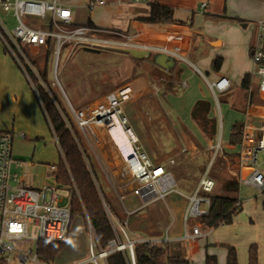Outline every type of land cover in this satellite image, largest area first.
<instances>
[{
    "label": "rangeland",
    "instance_id": "rangeland-1",
    "mask_svg": "<svg viewBox=\"0 0 264 264\" xmlns=\"http://www.w3.org/2000/svg\"><path fill=\"white\" fill-rule=\"evenodd\" d=\"M200 1L197 0L196 3L199 4ZM207 1H209V9H207L209 13H214L215 10H222L223 0ZM207 11L205 10L201 14L205 15ZM197 16L205 18L201 15ZM0 19L5 24L7 31H11L16 25L11 13L0 11ZM216 19V21L222 20L220 18ZM42 23L48 25V16ZM167 24L164 23L162 26L153 27L157 30L171 28ZM191 29L187 61L200 68L202 74L206 76L204 72L206 69L204 68L208 57L205 58L204 56L203 60L197 62L201 51L204 52V50L198 44L199 39L196 37V32L193 28ZM202 44L209 48L210 43H207L205 37L202 38ZM0 48L4 50L1 42ZM27 52L32 70L35 72L36 70L39 71L41 75L45 73L44 76L46 77L48 88L59 103L60 110L63 111L66 118L71 119L70 122L74 123L72 110L75 111L88 105H95L106 93L128 86L130 96L123 106L122 114L128 119V126L138 138L144 152L154 163L162 165L171 172L179 192L191 194L199 177L203 174L209 176V172L212 171L215 174L221 172L226 177L235 178L233 176L236 172L235 158L228 155L231 153L227 150L229 147L226 144L228 140L227 142L224 140L223 131L221 130L220 133L222 149L214 154L213 147L216 143V137L205 138L195 126L196 132L183 118H177L174 110L167 103V96H178L182 92L181 89L185 87V84L182 85L179 82L176 67L170 73L158 71L151 63L152 58L155 57L154 54H152L154 56L149 58L133 59L128 54L118 51L102 49L97 53H91L84 51L83 47H73L72 45H64L62 47L56 64L52 47L47 51L41 49L34 55L29 53V51ZM149 52L156 53L153 51ZM5 54L20 71L6 51ZM42 57L45 58L44 63ZM183 64L187 67L189 66L186 63ZM225 64H227V60H225ZM0 66L1 69H5L4 64H0ZM198 75L201 76L200 73ZM3 77L4 74L1 71L0 88L4 87L6 89L7 85ZM211 77L212 75H207L208 79H211ZM193 80L194 82L191 81L189 85L196 88L197 92L203 97L207 96L210 98V106L215 107V116L217 115L218 117V114H220L221 117L215 119L217 121L222 120L221 127L223 130L225 129L224 131L227 128L230 129L231 125L239 120L240 116L236 118V114L239 113L238 115H240L248 106V98L246 99V97L251 95L253 102L257 98L254 90L247 94L244 91H235L233 89L226 95L216 94V96H213L208 91L206 82L203 79L193 77ZM217 104H219V108L218 106L216 108ZM249 116L253 117L251 113ZM76 132L81 142L84 143L94 157L93 161L96 165L97 176L104 194L124 214V216L121 214V218L119 221L116 220L115 223L118 234L124 243L122 245L126 244V238L128 241L133 242L161 235L172 222V217L174 224L171 232L175 234L179 231L178 229L181 228V214L186 204L184 199L175 193H171L165 197L164 202L158 201L136 211L139 202L135 197L134 187L120 171L119 152L107 129L94 126L87 128V137L94 152L85 140L84 135L78 130ZM110 134L112 137L121 135L118 126L111 129ZM17 135L15 134L16 138ZM18 144L19 142H13L14 147ZM258 159L260 164L261 154ZM99 162L105 168L112 185L101 170ZM261 168L264 171V167L262 166ZM19 171L21 170H15L18 174L20 173ZM49 180L51 182V179ZM226 183L215 181L213 193L233 194L237 183L232 185H227ZM64 195L61 205L67 206L69 195L66 192ZM234 196L237 201L242 202V207L236 210L235 214H233L234 216H231L232 222L230 224L217 227L213 235L207 237L208 241L217 243L214 247L217 255H219L220 251L225 250V246L231 245L229 241H233L236 236L235 233L238 235L237 240L239 243L255 241L261 233L260 228L257 226H260V220L264 221V195L259 196L255 190L239 185V188L234 191ZM230 225L231 228L227 229ZM119 227L123 228L126 238ZM27 235L29 237L36 235V229L32 223L28 228ZM262 241L264 242V238H262ZM90 244H92L96 255L99 248L97 244L95 245L94 237L88 229L86 220L79 215L72 216L67 241L54 255L51 264H77L88 260L91 256L89 252ZM252 244L256 246L254 245L255 243L249 245L251 246ZM14 245L25 250L32 247V242L24 240L23 243L17 242ZM249 245L245 246L244 256ZM97 262L103 264L102 259L97 260ZM11 264H18V261L14 259Z\"/></svg>",
    "mask_w": 264,
    "mask_h": 264
},
{
    "label": "built area",
    "instance_id": "built-area-1",
    "mask_svg": "<svg viewBox=\"0 0 264 264\" xmlns=\"http://www.w3.org/2000/svg\"><path fill=\"white\" fill-rule=\"evenodd\" d=\"M108 0H90L89 7L103 6ZM153 0H129L133 5H149ZM207 4L199 6V12L204 13ZM0 11L11 13L16 21L15 27L7 31L0 19V42L7 54L18 68L27 76L26 68L31 69L27 56L28 48L53 47L55 64L60 50L64 45L90 48L94 50L136 49L153 51L174 58L178 63H186L199 74L193 64L187 61V36L179 32L158 31L146 29L133 34L117 30L96 29L92 27H73L69 8L56 0H0ZM49 17L48 25L42 21ZM254 34L251 44V79L256 80L257 93L264 100V21L253 24ZM165 33L175 36L176 41L158 40L157 35ZM55 78V76H54ZM213 96L223 94L230 88L227 78L221 77L214 82H206ZM129 87H120L106 93L95 105H88L79 110H72L74 124L85 140L93 148L87 137V128L91 126L106 128L107 132L116 125L125 141L124 148H117L120 157V171L134 187V194L139 202L137 210H141L158 201L164 202L167 195L175 193L185 200L186 204L181 215V233L173 236L172 222L164 232L152 238L130 242L122 227H119L126 238V244L110 241L104 250L98 249L94 254L92 244L89 245L90 258L77 264H99L97 260L105 259L112 251L127 249L132 261V245L137 242L147 243L153 247L165 250L172 243L188 246L190 243L207 236L210 228L200 220L207 218L210 211V195L214 192L215 181L207 174L199 177L191 194L178 191L171 172L162 165L154 163L144 152L138 138L128 126V119L122 114L123 106L130 96ZM22 137V136H21ZM13 133L0 132V264H45L37 258L40 242L63 245L67 241L71 220L69 202L62 206L65 191L57 186H42L35 189L20 181L13 167L19 164L12 157ZM220 130L213 147L216 154L221 147ZM235 151V162L238 168V181L241 186L255 190L258 195H264V121L244 122L241 128L240 141ZM229 149V147H228ZM94 152V151H93ZM262 155L259 164V155ZM101 170L106 175L105 168L99 162ZM55 170L54 166L50 167ZM112 185V184H111ZM69 195V194H68ZM241 205L238 200L234 206L237 210ZM233 211V210H232ZM128 213V212H126ZM110 219L116 223L109 214ZM87 226L94 237L89 221ZM36 229V235H27L30 224ZM218 225H221L219 223ZM28 240L32 242L30 249H20L14 243ZM95 240V245L96 239Z\"/></svg>",
    "mask_w": 264,
    "mask_h": 264
},
{
    "label": "crops",
    "instance_id": "crops-1",
    "mask_svg": "<svg viewBox=\"0 0 264 264\" xmlns=\"http://www.w3.org/2000/svg\"><path fill=\"white\" fill-rule=\"evenodd\" d=\"M56 1L69 8L72 19L69 26L70 28L86 26L96 29L117 30L127 34H133L137 31L146 29H155L153 26H147L138 20L148 17L152 4L169 8L172 11L173 23L171 22L167 25L171 28H164L158 31H173L185 34L188 40L186 48L187 56V50H189L188 42L191 36L190 32H192L191 28H193L196 32V37L199 39L198 44L201 45V48L204 50V52L201 51V55L197 58V62L203 60L202 58H204V56L205 58L208 57L209 60V67L207 60L204 68L206 69L204 71L206 76H204L202 70L195 65L193 66L199 70L201 76H199L191 66L187 67L183 63L177 62L175 66H173V68L176 67V71L178 72L179 82L182 85L185 84L184 89H181L182 92L178 96H167L166 101L174 110L176 117L183 118L184 121L196 131L198 128H195L196 125L191 119V108L196 101H205L210 106V98L207 96L203 97L197 92L196 88L190 86L189 83L191 81L194 82L193 77H199L205 82H214L224 77L229 80L230 88L222 95H226L231 89L235 91H244L247 94L254 90L257 98L255 102H253V97L251 95L246 97V99L248 98V106H246L243 113H240V115H238L239 113L236 114V118H239L238 116H240V118L231 125L230 129L227 128L226 131H224L225 129L223 130L221 127L222 120H218L217 133L218 130H220V133L222 130L223 138L227 142L234 124L241 123L243 125L244 122L256 123L264 121V100L260 98L257 93L256 80L250 77V49L254 34L253 24L256 21H264V0H223L222 10H215L214 13H209V11H207V9H209V1L207 0H201L199 4L196 3L197 0H153L149 5H133L129 0H108L105 5L92 8L89 7L90 0ZM202 3L207 4V12L205 15L199 12V6ZM197 15H201L205 18H200ZM216 18L222 20L216 21ZM177 23H182V26ZM174 24H176V26H174ZM203 37L206 38L208 44L210 43L209 48H206V46L202 44ZM157 39L169 42L176 41L174 35L165 33L158 34ZM51 47L50 45L46 48L30 47L28 51L34 55L41 49L47 51L51 49ZM216 58H220L221 60L218 69L214 70L211 64ZM44 60L45 58H43V63ZM225 60H227V64H225ZM151 63L155 69L161 72L170 73V71L173 70V68L166 70L156 65L154 62ZM0 64H4L5 66L4 70L1 69L0 66V74L2 71L4 74L3 80L7 85L6 89H4V87L0 88V132L13 133V142H19L16 147H14L12 143V157L15 162L19 164L17 167L12 168V172L17 174L22 183L35 189L47 185L56 186L55 175L60 153L56 145V140L46 121V116L42 112L36 96L26 81L25 76L14 66L12 60L1 48ZM38 72L39 71L36 70V73ZM38 74L40 76L45 75V73L41 75L40 72ZM207 75H212L211 79H208ZM245 75L249 77L247 89H243L240 86L242 78ZM217 106L218 108L220 107L219 104L216 105V108ZM214 108V106H210L207 117L221 118L220 114H218V117L217 115L215 116ZM250 113L253 117L249 116ZM15 134H18L17 138ZM112 138L115 147H119L122 150L125 144L122 135H116ZM226 144L229 145L228 142ZM42 145L44 146L42 147ZM236 146L237 144L229 145V149H227L228 152L235 155ZM51 166H54L55 170H51ZM235 167L236 172L233 176L236 180L235 183L232 182V184L237 183L238 187L235 185L236 189H234V191H236L240 185L236 162ZM16 169L21 170L19 174L15 172ZM49 179H51V182ZM241 207L242 202L239 208ZM222 225L223 224L218 225L217 227ZM217 227H214V229L210 228L207 236L190 243L188 246L181 243L170 244L168 246L169 252L172 254L180 252L183 259L188 264H193V262L194 264H205L206 255L215 257L216 264H225L226 249L220 251L219 255H217L214 249L217 243L207 240V237L213 235ZM257 227L260 228L261 233L255 241L239 243L237 240L238 235L235 232L236 236L233 241H229L231 245L227 246H231L235 249L238 264H247L248 249L253 246V244L251 246L249 245L251 243H255L254 245H256L257 264H264V242L262 241V238H264V221L260 220V226ZM229 228H231V225L227 227V229ZM178 230L179 231L173 234V236H178L181 233V228ZM246 245L249 246L244 256Z\"/></svg>",
    "mask_w": 264,
    "mask_h": 264
},
{
    "label": "trees",
    "instance_id": "trees-1",
    "mask_svg": "<svg viewBox=\"0 0 264 264\" xmlns=\"http://www.w3.org/2000/svg\"><path fill=\"white\" fill-rule=\"evenodd\" d=\"M147 26H157L164 23H173L172 11L157 4L150 6L148 17L138 19ZM182 26V23H177ZM93 28V27H92ZM5 50V49H4ZM6 51V50H5ZM7 53V52H6ZM220 58L212 61V67L217 70L220 65ZM21 71V70H20ZM22 72V71H21ZM23 73V72H22ZM26 78L30 88L34 92L36 99L46 116L49 128L56 140V145L60 153V159L57 163V172L55 175L56 186L69 194V206L71 217L81 216L88 220L96 239L98 248L104 250L110 241H116L124 244L120 238L115 222L110 219L109 214L116 221L124 216L121 209L108 200L100 185L94 157L88 151L84 143L81 142L75 127L70 118H66L63 111L59 108V103L55 99L46 83V77L33 73L31 69L26 68ZM40 78V81H39ZM249 77L245 75L242 78L241 87L248 88ZM210 106L205 101H196L191 108V119L204 137L214 138L217 134V120L208 118ZM73 123V124H72ZM242 124H234L228 140L229 145L238 144L240 141ZM228 154V153H226ZM234 157V154H228ZM228 156V157H229ZM225 171V170H222ZM209 176L215 181L235 183L236 178L226 177L224 173L209 172ZM230 181V182H229ZM226 185V186H227ZM229 191V190H228ZM237 202L233 194H214L210 195V211L207 218L200 221L209 228L217 227L219 223L228 225L231 222V216L235 214L234 206ZM233 210V211H232ZM62 245L40 242L37 249V258L45 264H51L54 255L59 251ZM226 263L238 264L236 260V251L231 246H225ZM134 264H188L179 253L172 254L169 249H158L147 243L137 242L132 245ZM247 264H257L256 247L251 246L248 249ZM1 263V259H0ZM92 264V263H90ZM103 264H132L129 251H112L108 253ZM205 264H216L213 256H205Z\"/></svg>",
    "mask_w": 264,
    "mask_h": 264
},
{
    "label": "water",
    "instance_id": "water-1",
    "mask_svg": "<svg viewBox=\"0 0 264 264\" xmlns=\"http://www.w3.org/2000/svg\"><path fill=\"white\" fill-rule=\"evenodd\" d=\"M84 51L86 52H91V53H97L99 50H94L90 48H83ZM118 52L126 53L133 59H141V58H149L150 56H154L152 58V62H154L156 65L160 66L163 69L170 70L173 68L175 65V60L173 57L161 54V53H152L149 51H143V50H136V49H120L117 50ZM154 54V55H152ZM134 264V262H133Z\"/></svg>",
    "mask_w": 264,
    "mask_h": 264
},
{
    "label": "bare ground",
    "instance_id": "bare-ground-1",
    "mask_svg": "<svg viewBox=\"0 0 264 264\" xmlns=\"http://www.w3.org/2000/svg\"><path fill=\"white\" fill-rule=\"evenodd\" d=\"M115 127H116V125L112 126L111 129H113V128H115ZM111 129H110V130H111ZM109 136L111 137V140L113 141V138H112L110 132H109Z\"/></svg>",
    "mask_w": 264,
    "mask_h": 264
}]
</instances>
